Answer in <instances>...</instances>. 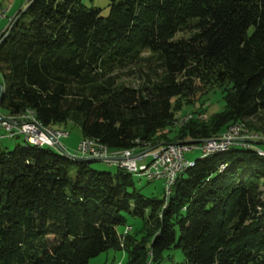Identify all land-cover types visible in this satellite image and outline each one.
Segmentation results:
<instances>
[{"label": "trees", "instance_id": "1", "mask_svg": "<svg viewBox=\"0 0 264 264\" xmlns=\"http://www.w3.org/2000/svg\"><path fill=\"white\" fill-rule=\"evenodd\" d=\"M108 1L105 16L80 0H27L14 13L0 33L4 116L28 110L131 150L196 142L264 112V0ZM137 61L155 63L139 85L115 82ZM201 87L219 88L223 109L200 120L199 102L168 137ZM253 147L201 153L159 199L117 167L23 138L0 148V264H86L109 248L125 264H160L171 247L181 264H264V155ZM124 213L143 220L139 237L116 232Z\"/></svg>", "mask_w": 264, "mask_h": 264}, {"label": "rangeland", "instance_id": "2", "mask_svg": "<svg viewBox=\"0 0 264 264\" xmlns=\"http://www.w3.org/2000/svg\"><path fill=\"white\" fill-rule=\"evenodd\" d=\"M27 0H0V33L2 30H4L5 27L9 24V19L13 17L14 13L18 9H23L25 7ZM82 5L85 7H95L100 10V15L105 16L108 11V0H80ZM147 53H142V56H146ZM155 65L154 61L146 62V61H137L132 64H128L122 68L116 69L115 71L111 72L110 75H115V82L122 83L124 85L135 87L139 85L142 80L145 78L146 75H149L150 69ZM205 87H201L198 92L193 97V104H186L183 105L182 108L175 113L176 121L173 126L168 127L170 131L166 133V135L170 138H173L176 134L175 131L177 129V124L179 122H183L184 120L188 119L191 115V113L194 112V108L197 107L198 103H202V107L204 109V113H197L196 117L200 120H204L206 117H209L211 114L219 112L223 109V100H222V92H220L219 88L213 87L209 89L208 91H205ZM200 97V98H199ZM200 100V101H199ZM0 118L14 124H19L21 122H25L27 120H34L33 122L39 123L32 113L28 110L24 111L23 113L16 115V116H4L3 112L0 109ZM232 124H238L239 129V136H237L236 140L233 144L227 143L221 148H217L213 150V152L220 151L219 149H222V151L227 150L230 146L233 145H241L243 147H253L254 145H258L256 150H259V154L261 155V152L264 153V142H259V138L263 137L262 132H264V112H259L257 115L250 117L246 119V126L242 122L238 123H232ZM66 127H63V125L60 128L56 127H46V129H53L57 131H61L65 133L66 137L67 134H69V140H71L74 137H77L79 131L77 127L73 126L70 123L65 124ZM231 125V124H229ZM228 125V126H229ZM227 126V127H228ZM226 127V128H227ZM225 128V129H226ZM224 129V130H225ZM223 130V131H224ZM221 131L219 134H216L214 136L203 138L201 140H198L196 142L193 141H187V142H166V143H158L153 146H145L143 148H133L131 150H110L108 149V152L106 153V157L99 158L101 160L91 161L88 163V167L91 169H95L98 171H107V172H113L115 170V166L105 162V161H118L119 159H123L122 153L120 152L127 151L126 153H129V159L136 158L137 156L141 154H148L149 152L153 151L154 149H157L161 147L162 145H167L169 143H175L177 147H184V146H191V148L183 153L184 159L188 161H192L194 158L199 157L201 155V150L203 145L207 141H212L211 139H218L221 134L223 133ZM3 137H0L1 143L3 141H10L12 143L11 146L7 147L6 149H12L15 142H21L22 137H14V138H6L3 135L2 130H0ZM80 136V134H79ZM82 138L80 136L78 141ZM75 145L74 154L75 157L78 158H96L84 154H80L77 152L76 147L77 143ZM98 142V141H97ZM99 143V142H98ZM58 145V144H57ZM228 146V147H227ZM3 144H0V148H4ZM49 147V146H48ZM54 151H58L56 148L52 147ZM151 148L150 150L145 151L146 149ZM254 148V147H253ZM212 149V148H211ZM63 151V150H60ZM59 152V151H58ZM212 153L209 152L207 154ZM77 154V155H76ZM69 155V154H68ZM72 156V155H70ZM116 159V160H115ZM146 158L137 159L136 164H142L146 163ZM71 174V172H70ZM134 187L144 196L147 197H154V198H161L163 196L164 190L162 187V181L161 180H151L146 179L144 177H137V176H131ZM125 222L123 225H118L116 227V232L118 234L124 232V229L126 230V226H129L128 233L134 234L136 233L137 237L141 235L140 230L142 229L143 220L137 217H132L128 215L127 213L123 214ZM145 218V217H144ZM164 254V260L160 264H181L182 263V254L180 249L178 248H169L166 251L163 252ZM126 262V253L123 249H112L109 248L105 251L100 252L99 254L89 258L87 260L86 264H125Z\"/></svg>", "mask_w": 264, "mask_h": 264}, {"label": "built area", "instance_id": "3", "mask_svg": "<svg viewBox=\"0 0 264 264\" xmlns=\"http://www.w3.org/2000/svg\"><path fill=\"white\" fill-rule=\"evenodd\" d=\"M230 126H235L231 124ZM238 127V126H237ZM0 129L4 136L13 137L21 136L30 144L49 145L57 149L58 138L65 136L64 132L53 129H40L31 120L14 124L0 118ZM239 135H227V131L218 139L207 141L202 150L215 149L221 147V142H229L233 144ZM88 137L78 141L76 150L80 154L102 158L106 157V149H94L87 147ZM244 145V144H241ZM191 146L176 147L175 143H169V146H161L148 154H141L136 158L129 159V153H122L123 159L110 162L119 169L140 168V173H154V180H161L164 194L167 195V184L180 173L181 167L189 164V161L184 159L183 153L188 151ZM259 151V150H257ZM146 158V163L136 164L137 159Z\"/></svg>", "mask_w": 264, "mask_h": 264}, {"label": "bare ground", "instance_id": "4", "mask_svg": "<svg viewBox=\"0 0 264 264\" xmlns=\"http://www.w3.org/2000/svg\"><path fill=\"white\" fill-rule=\"evenodd\" d=\"M32 121V120H31ZM34 121V120H33ZM32 121V122H33ZM34 123V122H33ZM36 126H38L40 129H46V127L42 126L40 123H37L35 122L34 123ZM235 126H229L227 129H225L223 131V133H225L227 131V135H239V125L238 124H234ZM238 126V127H237ZM222 133V134H223ZM221 134V135H222ZM229 142H221V146L224 147L225 144H227ZM33 145H38V146H49V145H39V144H33ZM162 146H169V144L167 145H162ZM205 146V144L203 145ZM49 147H52V146H49ZM87 147H90V148H94V149H106V153L108 152V149L105 145L101 144V143H98L96 140H93V139H87ZM177 147V146H176ZM183 147V146H182ZM228 147V146H227ZM221 148V147H220ZM225 148V147H224ZM217 149V148H215ZM215 149H205L202 151V154H207ZM219 150H223L222 149H219ZM122 153H126L127 151H121ZM261 155H264V153L261 152ZM191 165V162L189 161V164H185L183 167H181L180 169V172L184 169L185 166H189ZM123 170H126L129 174L133 175V176H137V177H144L146 179H151V180H154V173H140V168H127V169H123ZM176 177H174L168 184H167V194H168V188L169 186L173 183L174 179Z\"/></svg>", "mask_w": 264, "mask_h": 264}, {"label": "crops", "instance_id": "5", "mask_svg": "<svg viewBox=\"0 0 264 264\" xmlns=\"http://www.w3.org/2000/svg\"><path fill=\"white\" fill-rule=\"evenodd\" d=\"M54 127H56V128H60L61 126H59V125H56V126H54ZM0 137H3L2 136V134H1V132H0ZM79 133H78V135H77V137H74V138H72L71 140H69V134H67V136L66 137H60V138H58V145H57V149L58 150H63L64 152H66L67 154H69V155H72V156H75V154L73 153L74 152V150H75V145H76V142L78 141V139H79ZM1 139V138H0ZM17 142V141H16ZM15 142V143H16ZM0 144H3V146H5L4 148H7V147H9V146H11L12 145V143L10 142V141H3L2 143H1V140H0ZM77 155V154H76ZM116 160V159H115ZM110 164H112V163H110ZM113 165V164H112ZM115 166V165H114ZM115 168H116V166H115Z\"/></svg>", "mask_w": 264, "mask_h": 264}, {"label": "water", "instance_id": "6", "mask_svg": "<svg viewBox=\"0 0 264 264\" xmlns=\"http://www.w3.org/2000/svg\"><path fill=\"white\" fill-rule=\"evenodd\" d=\"M1 93H2V85L0 84V96H1ZM262 144H264V142L262 143ZM151 148H148V149H146L145 151H147V150H150ZM60 152H62L63 154H65V155H68L66 152H64V151H60ZM83 160H85V161H87V162H91V161H96V160H101V159H99V158H82Z\"/></svg>", "mask_w": 264, "mask_h": 264}]
</instances>
